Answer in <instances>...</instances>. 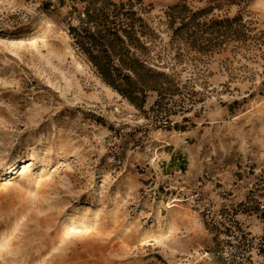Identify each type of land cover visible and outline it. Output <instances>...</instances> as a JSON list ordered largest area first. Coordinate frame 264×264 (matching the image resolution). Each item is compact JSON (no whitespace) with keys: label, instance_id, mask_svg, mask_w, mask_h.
<instances>
[{"label":"rangeland","instance_id":"374dc122","mask_svg":"<svg viewBox=\"0 0 264 264\" xmlns=\"http://www.w3.org/2000/svg\"><path fill=\"white\" fill-rule=\"evenodd\" d=\"M0 264H264V0H0Z\"/></svg>","mask_w":264,"mask_h":264},{"label":"trees","instance_id":"16d2710c","mask_svg":"<svg viewBox=\"0 0 264 264\" xmlns=\"http://www.w3.org/2000/svg\"><path fill=\"white\" fill-rule=\"evenodd\" d=\"M87 39L94 41V39L92 37L91 38L89 37ZM118 53H120V52H118ZM118 53L116 55H119ZM104 54L106 55V52H104ZM105 58L108 59L109 56H107V57L105 56ZM119 62L124 68L130 69V71H132V72L134 71L135 68H137L136 61H134L132 59H129L128 57H124L123 58L122 56L119 55ZM104 72L107 73V75H108V73L110 74V72L108 70H106V69L104 70Z\"/></svg>","mask_w":264,"mask_h":264}]
</instances>
